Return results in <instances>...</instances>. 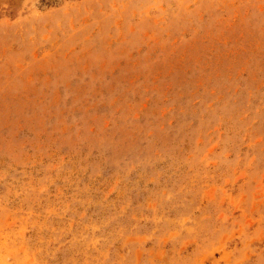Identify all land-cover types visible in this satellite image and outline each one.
I'll return each instance as SVG.
<instances>
[{"label":"rangeland","instance_id":"1","mask_svg":"<svg viewBox=\"0 0 264 264\" xmlns=\"http://www.w3.org/2000/svg\"><path fill=\"white\" fill-rule=\"evenodd\" d=\"M0 264H264V0H0Z\"/></svg>","mask_w":264,"mask_h":264}]
</instances>
